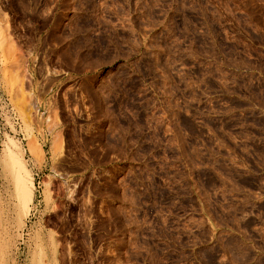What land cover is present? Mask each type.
I'll list each match as a JSON object with an SVG mask.
<instances>
[{"label": "rangeland", "instance_id": "rangeland-1", "mask_svg": "<svg viewBox=\"0 0 264 264\" xmlns=\"http://www.w3.org/2000/svg\"><path fill=\"white\" fill-rule=\"evenodd\" d=\"M0 41V264H264V0H0Z\"/></svg>", "mask_w": 264, "mask_h": 264}, {"label": "bare ground", "instance_id": "bare-ground-1", "mask_svg": "<svg viewBox=\"0 0 264 264\" xmlns=\"http://www.w3.org/2000/svg\"><path fill=\"white\" fill-rule=\"evenodd\" d=\"M5 36H7V35H5ZM11 143L13 146H10L11 144L6 146L5 156L9 159V162H10L9 165L12 168V173H13L12 175H13V180H14V192H15V197L17 198V201H18L17 207L20 210L21 216L26 217L30 212L31 204L34 201V193L35 192H34L33 176L30 173V171L26 165V162L22 158V155L20 152L21 150H18V149H20L19 145L15 144L14 142H11ZM16 145L18 147L17 150H15L13 148ZM34 148H35V146H34ZM34 148L32 147L30 150L33 154V157L36 158V155H37L36 152L37 151L34 150ZM13 169H14V171H13ZM19 220H20V217H19Z\"/></svg>", "mask_w": 264, "mask_h": 264}]
</instances>
